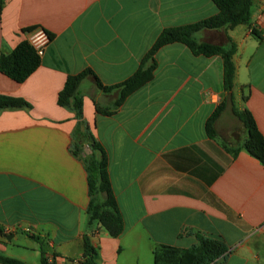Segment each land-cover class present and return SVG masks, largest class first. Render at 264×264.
Instances as JSON below:
<instances>
[{
  "label": "crops",
  "instance_id": "1",
  "mask_svg": "<svg viewBox=\"0 0 264 264\" xmlns=\"http://www.w3.org/2000/svg\"><path fill=\"white\" fill-rule=\"evenodd\" d=\"M217 13L210 0H0V56L26 41L29 28L52 37L25 82L0 73V96L28 105L0 110V256L70 264L82 260L87 236L94 264H154L158 246L187 250L201 236L228 249L212 264H264V168L241 149L247 133L236 116L248 111L264 138V0L253 3L248 25L193 35L234 46L232 101H223L220 56L175 43L145 61L164 30ZM150 68L151 79L118 106L121 89L96 87L115 88ZM86 71L77 118L57 97L68 77ZM222 102L210 139L206 123ZM85 126L106 154L123 221L115 239L98 225L88 229L85 157L74 154V144L87 146Z\"/></svg>",
  "mask_w": 264,
  "mask_h": 264
},
{
  "label": "trees",
  "instance_id": "2",
  "mask_svg": "<svg viewBox=\"0 0 264 264\" xmlns=\"http://www.w3.org/2000/svg\"><path fill=\"white\" fill-rule=\"evenodd\" d=\"M218 10V13L200 23L164 30L146 60L164 46L170 44H181L187 47L194 55L205 57L220 56L223 61V86L226 94L224 102L232 101V87L235 75V67L232 62L234 46L223 49L206 43H198L193 35L203 30L232 29L240 25H248L250 20V9L256 0H210ZM37 28H29L24 32L32 33ZM252 35H259L251 30ZM48 34V33H47ZM51 40V35L48 34ZM40 57L27 41L19 43L7 56H0V73L10 80L21 84L25 82L39 67ZM151 70L139 71L125 83L115 88H105L96 81L97 89L104 93L121 89V95L116 106L130 93L142 87L151 79ZM89 72H83L77 76L68 77L62 90L58 93L57 105L61 108H71L76 117L81 116V99L78 97V89ZM28 107L19 99L0 96V110ZM225 109L222 102L206 123V133L210 139L215 137L214 123ZM99 112V109L97 110ZM244 125L247 133L241 149L254 158L264 168V138L259 133L255 122L248 111L243 110L236 114ZM83 137L90 151V156L83 159L87 173L89 194L91 201L87 211L88 229L98 225L110 238H118L123 232V221L118 211L107 173V158L104 150L93 140L87 126L84 127ZM77 142V141H76ZM77 156L82 153V147L74 144ZM102 196V200L97 199ZM83 258L80 264H94L95 250L89 238L83 237ZM228 254L227 247L219 240L197 236V245L187 250H178L172 247L160 245L154 251V264H212L223 259ZM0 264H23L20 261L0 256ZM42 264L44 260L42 258Z\"/></svg>",
  "mask_w": 264,
  "mask_h": 264
},
{
  "label": "built area",
  "instance_id": "3",
  "mask_svg": "<svg viewBox=\"0 0 264 264\" xmlns=\"http://www.w3.org/2000/svg\"><path fill=\"white\" fill-rule=\"evenodd\" d=\"M28 44L35 50L36 54L41 58L44 54L46 47L48 46L50 39L48 34L43 29H37L28 34ZM44 264H56L55 258L51 255L43 256ZM82 260H74L70 264H80Z\"/></svg>",
  "mask_w": 264,
  "mask_h": 264
},
{
  "label": "rangeland",
  "instance_id": "4",
  "mask_svg": "<svg viewBox=\"0 0 264 264\" xmlns=\"http://www.w3.org/2000/svg\"><path fill=\"white\" fill-rule=\"evenodd\" d=\"M233 95H236V93L234 92ZM83 145H84V144H83ZM89 152H90V151H89L88 147H87V146H83L82 154H83V156H84L85 158H87V157L89 156V154H90ZM24 238H25V240H27V243L31 242V244L34 245V248H35V246L37 247V245H36L35 243L32 242L33 240L28 241L29 239H27V237H24ZM24 242H25V241H24ZM123 243H125L124 246L127 245V244H128V239H126V241L123 242ZM29 253H30V252H29ZM29 253H28V254H29ZM126 254H127V253H124L122 256H124V255H126ZM130 255H131V254H130ZM140 258H141L140 263H146V262H147V254H146L144 251H142V252L140 253ZM39 261H40V260L37 258V262H34V263H36V264H40ZM147 263H148V262H147ZM149 264H151V262H149Z\"/></svg>",
  "mask_w": 264,
  "mask_h": 264
}]
</instances>
